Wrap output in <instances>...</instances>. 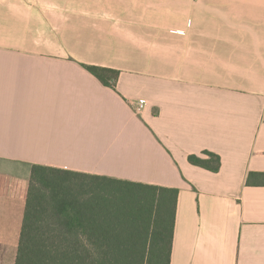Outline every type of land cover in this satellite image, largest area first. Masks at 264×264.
Here are the masks:
<instances>
[{
    "label": "crops",
    "instance_id": "1",
    "mask_svg": "<svg viewBox=\"0 0 264 264\" xmlns=\"http://www.w3.org/2000/svg\"><path fill=\"white\" fill-rule=\"evenodd\" d=\"M36 164L177 188L170 264H264V0H0V264ZM88 212V245L151 244Z\"/></svg>",
    "mask_w": 264,
    "mask_h": 264
},
{
    "label": "trees",
    "instance_id": "2",
    "mask_svg": "<svg viewBox=\"0 0 264 264\" xmlns=\"http://www.w3.org/2000/svg\"><path fill=\"white\" fill-rule=\"evenodd\" d=\"M85 67L104 84L116 86L119 70ZM189 155L191 163L218 171L221 158ZM251 182V174L249 177ZM178 189L115 178H100L47 165H34L15 264H170ZM112 218H139L151 244L88 245L81 218L95 206ZM133 222V221H132ZM123 241V240H120ZM131 241V240H126ZM135 241V240H134Z\"/></svg>",
    "mask_w": 264,
    "mask_h": 264
},
{
    "label": "built area",
    "instance_id": "3",
    "mask_svg": "<svg viewBox=\"0 0 264 264\" xmlns=\"http://www.w3.org/2000/svg\"><path fill=\"white\" fill-rule=\"evenodd\" d=\"M143 107H144V102L143 101H139L138 105H137V108L140 109V108H143Z\"/></svg>",
    "mask_w": 264,
    "mask_h": 264
}]
</instances>
